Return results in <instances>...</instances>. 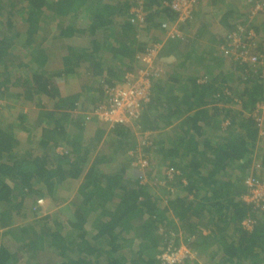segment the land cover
<instances>
[{"label": "trees", "instance_id": "trees-1", "mask_svg": "<svg viewBox=\"0 0 264 264\" xmlns=\"http://www.w3.org/2000/svg\"><path fill=\"white\" fill-rule=\"evenodd\" d=\"M25 1L27 7L23 10L27 11L30 23L28 37L36 32L47 10L54 20L73 19L72 26L61 30V35L73 38L74 43L85 33L95 38L86 50L69 47L65 59L66 67L77 69L85 63L87 71L99 77L97 101H88L94 110L106 98L102 83L113 86L121 83L126 74H136L142 68L137 56L147 49V44L165 46L163 29L157 21L164 17L170 22L177 20V15L163 4L170 0H115L112 5L105 0ZM140 1L146 18L143 23L132 24L128 20L129 8L137 7ZM209 1L199 2L193 20L180 27L194 23L196 9ZM243 14L242 22L232 18L230 12L222 15V22L230 24L222 40L229 48L231 34L238 33V25L243 26L247 32L241 35L242 42L248 49L247 56L257 57L256 63L244 62L226 52L205 62L208 58L196 57L195 49L188 45L180 64L172 69L184 68L193 59L192 64L207 68V81L198 84L197 78H183L177 72L167 78L166 68L155 75L158 67L154 62L155 69L147 75L151 80L149 101L134 123L141 133H148L149 144L144 149L150 167H164L165 179L158 183L155 178L150 181L154 185L146 182L122 187V195L115 201H103L114 206L105 207L101 201H94L100 193L97 187L89 186L95 167L106 163L109 156L103 147L91 161L95 141L100 140L102 131L82 146L69 141L62 129L67 122L76 126L77 113L86 112V107L80 108L82 94L64 97L56 78L38 73L21 83L32 99L52 100L57 111L54 113L59 116L53 119L51 112L43 115H52L53 133L62 142L69 141L68 154L57 159L49 157L53 161L21 156L14 165L6 164L23 144L21 140L28 139L24 131L28 116L21 112L16 121L0 126V176L9 178L16 172L19 177L15 184L12 180V184L8 179L0 180V224L7 228L0 233V264H168L164 254L180 248L187 250V256L174 264H264V215L243 201L248 193L246 180L264 179V133L252 117L256 105H264V14L255 19H249L247 9ZM79 17L88 20L85 31L75 27ZM252 31L256 37L249 38ZM100 33L103 34L97 39ZM181 35L171 41L186 39L182 32ZM7 48L0 50V64L4 68L8 61H2V56ZM179 52L180 49H173L169 58ZM39 62L45 63L43 59ZM217 69L219 78L214 76ZM169 82L182 89L181 96L170 97L174 105L169 104L165 91ZM9 84L13 82L5 75L0 89L4 86L3 94L11 98ZM103 123L109 128V123ZM119 125L112 127L111 132H118ZM88 163L91 166L77 200L60 201L67 203L61 211L69 212V217L55 219L48 215L38 221H26L38 212L47 195L62 197ZM170 170L174 172L173 180L166 175ZM116 177L115 182V176L110 177L107 186H119L117 179L122 177ZM153 187L161 188L169 200L162 202L153 193ZM97 208H101L99 219L92 216ZM246 219L250 229L244 227ZM15 224H25L20 226L17 237L12 228ZM87 226L92 229L88 231Z\"/></svg>", "mask_w": 264, "mask_h": 264}, {"label": "crops", "instance_id": "crops-1", "mask_svg": "<svg viewBox=\"0 0 264 264\" xmlns=\"http://www.w3.org/2000/svg\"><path fill=\"white\" fill-rule=\"evenodd\" d=\"M105 1L110 5L115 3V0ZM54 3H57V1H54ZM205 6H200L196 9V21L194 23L186 27H180L181 25H179V30L186 36V39L182 41L170 40L169 42L167 41L168 39L164 38L165 46H163L159 52L156 61L159 69H164L165 72L166 68V75L164 76L167 78L171 73L177 72L176 75L184 76L185 78H197L198 84H202L201 78L207 74V68L203 69L204 67L197 66L196 62L192 64L193 59L188 62L184 68L181 67L176 69V71H173L172 68L180 64L188 45L195 49V53L193 52V54L196 57L200 56L203 57V59L208 58L204 60L205 62L208 60H215V55H225V39H222L225 37V33L230 24L225 25V22H222V15H225L226 12H230L232 18L237 21H244L245 15L243 11L246 12V7L243 0H210ZM26 7L27 3L25 0H0V50L2 51L3 48L8 47L6 53L2 56V61H8L7 67L4 68L0 64V83H3L5 75H8L9 81L13 82L12 85L9 84L7 86L10 87L11 91H9V93H11L12 96H9L11 98L3 94L2 91H4V86L0 89V105L3 106V109L0 111V126L16 121L21 112L28 116L26 119L28 120V127L24 129L28 139L25 140V138H23L21 140L23 144L19 145L13 152L14 156L12 161L9 162L3 159V162L6 161V164L14 165L15 160L20 159L21 156L30 157L32 159L37 157H46L50 159L49 157L52 156L56 158L60 155H67V145L69 141L73 143L78 142L82 146H87L94 140L95 135L102 131L99 133L102 135L99 137L100 140L95 141L97 145L95 146V152L91 154V161L96 159L97 154H99L103 147H106V155L109 156L106 159V163L98 168L95 167L94 172H92L89 186L90 188L97 187V193H100V195L97 196L99 199L94 201H101L100 204L105 207L109 205L114 206L112 203L107 204L103 201H115V199L122 195V187L130 183L144 185L146 182L154 181L155 178L158 183L164 182L162 181V179H165L164 167L159 168L158 166H154V168L150 167L149 169L143 170L136 165L138 159L146 153L145 149L140 145L145 133H141L134 122L131 124L119 125V131L112 133L110 126L107 128L102 121L94 116V112L91 110L93 104H90L88 101L91 98L97 101L98 97L96 92L99 77L89 73L87 71L88 65L85 63L80 64V68L77 69L65 66V59H67L69 54L68 51L70 50L69 47H76L81 51L86 50L90 48L95 38L92 39L85 33L77 43H74L73 38L71 40L63 36V34L61 35V30H65L67 26H72L73 19L66 18L63 20H54L52 12L50 13L47 10H45L46 12L44 11V16L41 17L36 32L33 33L32 37H28L27 31L30 28V23L28 22L27 11H24ZM244 8L245 10H243ZM132 9L133 6H130L128 20L131 19ZM164 18L157 21L159 26L162 22L169 21V19ZM247 25L249 24L247 23ZM88 26V20L79 17L75 27L78 30L85 31ZM116 28L117 27H114L113 29ZM102 34L103 33H100L97 39H99ZM192 41L194 44L192 43L190 45ZM169 45H171V47H168ZM151 46L152 44H147L145 47L149 48ZM176 48L180 49V52L175 53L174 58H169L172 50ZM42 59L45 61L44 65L40 64L42 62H39L42 61ZM225 67L228 68L227 64H225ZM6 69H8V73H6ZM37 73L46 77L56 78V82H58L59 89L64 97H67L68 94L75 95L80 93L83 96V100L81 101L82 106L80 108L86 107V112L77 113L79 116L78 124L74 126L67 122V124L62 127L69 141L62 142L57 134L53 133L54 123L52 121V115H43L44 113L51 112L54 114L53 119L59 116L54 113V111H57L54 109L55 107L52 100L47 97H35L32 99L29 97V91L26 92V89L24 91L22 87V82H25L27 78H31ZM218 73L219 69L214 71V76H217V78H219ZM57 75L60 77H55ZM121 81H123V79ZM117 83L119 84L120 81ZM165 87L166 94H168L167 98H172L174 95H182V89L178 90L181 87H176V84L169 82L166 83ZM16 98L18 99L17 102L15 101ZM171 98L169 99V104L174 105V99L171 100ZM87 102L88 106L86 104ZM1 108L0 106V109ZM70 112L73 113V111ZM29 129H31V131H26ZM45 130L47 131L45 132ZM119 134L123 135V138H119ZM50 160L53 161L52 159ZM88 164L89 165L84 167L85 170H83V174L72 180L70 187L63 193L62 197L56 199V197L54 198L47 195L46 198H44L45 200L40 202L38 212L33 218H29L26 221H38L48 215L55 219H58L59 216L62 218L65 216L69 217V212L64 213L65 211H61L67 203L62 204L60 201H64V199L68 202L77 200L78 190L82 185L84 186L86 172L91 166V163ZM13 175L14 176H10L9 178H1L2 176H0V180L8 179L10 184H12V180L15 184L17 180H19V177L16 175V172H13ZM117 175L122 177L117 179V183L120 185L114 184L113 186H107L111 181L110 177L115 176L113 181L115 182ZM161 185H164V183ZM153 190V193L160 197L162 202L169 200V197L165 195V192H163L161 188H154ZM244 194H246V192ZM44 202L49 206V213L46 214L42 213V204ZM47 206L43 208L47 209ZM100 213L101 208H97L92 216L99 219ZM248 219L244 220L243 224L248 221ZM5 227L6 225L0 226V233L7 230ZM90 229L92 228L87 226V230L90 231Z\"/></svg>", "mask_w": 264, "mask_h": 264}, {"label": "built area", "instance_id": "built-area-1", "mask_svg": "<svg viewBox=\"0 0 264 264\" xmlns=\"http://www.w3.org/2000/svg\"><path fill=\"white\" fill-rule=\"evenodd\" d=\"M58 1V0H54ZM208 0H170L165 1L163 4L172 13L177 15V20L174 22H162L161 27L163 29L164 37L169 40L180 39L182 37L181 31L179 30V25L184 24L187 21L193 20V13L199 2ZM244 5L247 9V14L249 19H255L264 14V0H243ZM147 15L144 11L142 2L138 3L137 7H133L130 22L143 23ZM238 33L231 34V43L229 48L225 50L227 54L236 53L239 56H235L236 59L241 57L244 62L256 63L257 57H248V49L246 44L242 42L241 35L246 34V29L243 26L238 25L236 28ZM249 38H254L255 33L250 32ZM248 38V39H249ZM161 45L156 44L147 48L143 53L139 54L137 58L141 60L142 68L139 69L136 74H126L123 78L122 83L115 84L113 86L105 85L102 83V89L105 92L106 98L103 102L96 106L94 110V115L102 122L110 124V127H115V125L121 124H131L136 122L144 109L145 104L149 101V94L151 89V80L148 78L149 70H154V62L161 50ZM159 68L153 72L155 75L159 72ZM207 78L201 80L205 83ZM256 110L252 113V117L255 120L257 128L264 133V105H256ZM262 110V118L254 117L256 111ZM258 115V114H257ZM148 134L144 135L141 142L143 148L149 144ZM145 157V158H144ZM136 165L140 169H149L150 163L147 156H141ZM166 175L170 180H173L174 172L172 170L167 171ZM248 189V193L244 195L243 201L252 206L255 210L257 209L260 214L264 215V179L256 180L254 178H248L245 182ZM246 228L251 227L249 222L244 223ZM187 250L185 248H180L175 252H166L163 259L168 264L178 263L187 256Z\"/></svg>", "mask_w": 264, "mask_h": 264}, {"label": "rangeland", "instance_id": "rangeland-1", "mask_svg": "<svg viewBox=\"0 0 264 264\" xmlns=\"http://www.w3.org/2000/svg\"><path fill=\"white\" fill-rule=\"evenodd\" d=\"M225 50H227V48L225 47ZM233 53V52H232ZM233 55H235L236 57L237 56H239L238 54H236V53H233ZM262 113H263V111L262 110H258V111H256V113L254 114V117H259V118H257L256 119V121L258 120V119H261L262 118ZM258 114V115H257ZM225 124H227L226 122H225ZM142 156H147V154H143ZM145 158V157H144ZM155 165H156V163H155ZM151 185H154V183H150ZM156 184V183H155ZM46 206H47V204H45V202L42 204V213L43 214H46V213H49V206H47V209H44V208H46ZM44 207V208H43ZM23 225H25V224H15L14 226H12V228H13V232H14V235L17 237V236H19V234H20V230H21V228H20V226H23ZM0 226H2V224H0ZM6 228V227H5ZM9 229V228H8Z\"/></svg>", "mask_w": 264, "mask_h": 264}, {"label": "clouds", "instance_id": "clouds-1", "mask_svg": "<svg viewBox=\"0 0 264 264\" xmlns=\"http://www.w3.org/2000/svg\"><path fill=\"white\" fill-rule=\"evenodd\" d=\"M206 76H203L202 78H201V80L203 79V78H205ZM202 83V82H201ZM263 178H264V176H263ZM245 227V226H244ZM246 228V227H245Z\"/></svg>", "mask_w": 264, "mask_h": 264}]
</instances>
